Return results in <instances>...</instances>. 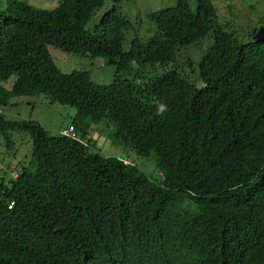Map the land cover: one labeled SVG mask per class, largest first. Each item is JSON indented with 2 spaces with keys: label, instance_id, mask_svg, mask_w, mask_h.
Wrapping results in <instances>:
<instances>
[{
  "label": "trees",
  "instance_id": "16d2710c",
  "mask_svg": "<svg viewBox=\"0 0 264 264\" xmlns=\"http://www.w3.org/2000/svg\"><path fill=\"white\" fill-rule=\"evenodd\" d=\"M106 1L49 10L6 0L0 10V264H112L107 248L131 264L165 251L166 235L188 244L189 264H238L226 257L239 227L257 243L249 264H264V40L253 37L264 14L243 44L219 25L217 0L152 12L142 35L116 7L90 28ZM50 48L115 65L113 82L63 73ZM41 96L76 110L81 143L12 114L17 100ZM104 120L114 147L152 157L151 170L86 141ZM17 134L31 140L27 154Z\"/></svg>",
  "mask_w": 264,
  "mask_h": 264
},
{
  "label": "rangeland",
  "instance_id": "374dc122",
  "mask_svg": "<svg viewBox=\"0 0 264 264\" xmlns=\"http://www.w3.org/2000/svg\"><path fill=\"white\" fill-rule=\"evenodd\" d=\"M220 1V0H217ZM259 0H238L237 4L240 10L238 17L234 18L232 14L233 7L227 6L222 8V13L226 15L228 19H233L234 29L238 32L240 38L243 41H247V34L252 31V24L264 14V9L261 5L257 4L256 9L251 10L252 3ZM28 2L42 9H55L59 6L61 0H28ZM177 0H107L105 6L98 10L95 17L90 22V28H93L100 20L101 16L110 8L116 7L117 10L127 17L134 25L135 31L140 35L146 31H151L154 28V24L147 21V16L156 11H160L166 8H170L176 5ZM6 0H0V10L5 7ZM216 5V3H215ZM243 32L245 34H243ZM134 38V30H130L125 33L124 37V49L128 50L131 41ZM51 54L63 73L70 74L74 71H81L87 69L91 74V80L100 85H109L113 82L115 65H107L104 60H90V58L78 56L75 54H67L61 50H55L50 48ZM21 98L17 100L16 108L11 112L17 118L38 120L47 131L51 134H59L61 130L67 128L73 121L76 111L74 108L64 107L58 104H51L45 98ZM114 129L111 125L110 128H106L108 133ZM102 133L91 134V138H95L97 147L104 156H122L126 157L130 155L132 159L137 157L133 152L120 147H114L111 140ZM24 136V137H23ZM0 150L4 148L1 146ZM16 150L20 154H27L31 151V140L27 135H16ZM140 159V158H139ZM144 167L151 170V165L154 162L151 157L145 161Z\"/></svg>",
  "mask_w": 264,
  "mask_h": 264
},
{
  "label": "clouds",
  "instance_id": "9594fccd",
  "mask_svg": "<svg viewBox=\"0 0 264 264\" xmlns=\"http://www.w3.org/2000/svg\"><path fill=\"white\" fill-rule=\"evenodd\" d=\"M231 1H232L231 4L235 5V9L233 8L232 14L234 15V18H236V17H238L240 10L243 8H239V6L237 4L238 0H231ZM177 2H178V0H177ZM215 3L220 4L221 9L223 7H226L225 3H227V6H229L228 0L215 1ZM172 7H174V6H172ZM220 14L223 15V18H224L223 20H221V18L218 19V21H220L219 25L221 26V28L225 29L224 25H227L228 28H226V29H228V31L230 33L231 32L234 33L235 38H237L239 40V42H242L243 44H245L246 41H243L240 38L238 32L234 29V26H233L234 18L228 19L226 17V15L223 14L222 12H220L219 15ZM249 33H251V31ZM216 34H218V32L211 31L209 33V35L206 37V39L200 42V45L203 46L204 50H206V47L208 44H212L214 42V39L216 38ZM258 36H262V38L259 40V39H257ZM253 37L256 41L264 40V27H261ZM233 39H234V37H233ZM248 40H249V38H248ZM111 125H113V124L109 123V121H107V120H104L102 122V124L99 125L98 127L93 126V128L91 130V134L93 132V134L97 133V134L102 136V133H105V134L107 133L106 128H110ZM111 133H112V131H111ZM111 133L106 134V136L109 138L111 136ZM59 134L61 136L68 137V138L75 140L77 142H80V143L82 142V139L78 136L76 129L73 126V123H71L67 128L61 130ZM91 134L89 135V137H87L86 141L91 140L90 139ZM94 139L95 138H93V140ZM87 144H88V142L85 143V145H87ZM95 147H96V150L100 152V150L97 147V143H96ZM124 149H127V148H124ZM127 150L133 152L137 157H135V159H132L130 157V155H127L126 157L118 156L117 159H119L120 161H122L126 165H134L137 162L139 163L141 160V164H140L139 168H144L142 157L138 156V154H136V152L133 151L134 149L132 150V149L128 148ZM12 174H13L14 178L16 179L18 174L16 172H13ZM244 237H245L244 231L241 229V227H239L237 230H235V241L237 243H239V245L237 246V248L235 250H233L226 257V260L231 259V258H235L238 261V264H249L250 263L251 256L253 255L254 248L257 245V243L251 244L248 241H243ZM178 238H179L178 236H174V235H171L170 237H167V235H166V236H163L161 238H158V239H161L164 241H169V242H171V244L163 252H158L155 254L154 253H142L141 255L137 256L135 260H132L131 264H189L190 253L187 252L189 246L184 241L182 243H179L177 241ZM107 250L109 251V253L111 255L112 264H122L118 259V252L121 250V248H119V249L107 248ZM263 252H264V250L262 252H260L257 256L261 255Z\"/></svg>",
  "mask_w": 264,
  "mask_h": 264
},
{
  "label": "water",
  "instance_id": "95a60500",
  "mask_svg": "<svg viewBox=\"0 0 264 264\" xmlns=\"http://www.w3.org/2000/svg\"><path fill=\"white\" fill-rule=\"evenodd\" d=\"M261 38H262V36H258V38H257V39H259V40H260Z\"/></svg>",
  "mask_w": 264,
  "mask_h": 264
}]
</instances>
